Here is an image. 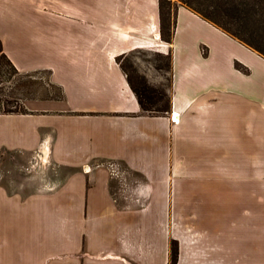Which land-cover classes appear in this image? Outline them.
Returning a JSON list of instances; mask_svg holds the SVG:
<instances>
[{"label":"crops","instance_id":"1","mask_svg":"<svg viewBox=\"0 0 264 264\" xmlns=\"http://www.w3.org/2000/svg\"><path fill=\"white\" fill-rule=\"evenodd\" d=\"M0 40L21 74L47 72L63 94L23 101L28 114H0L1 157L53 161L77 173L63 196L11 194L0 184V228L35 205L48 216L54 203L124 204L133 207L116 209L112 229H87L78 247L65 245L69 264H170L173 240L178 264H264L261 198L240 196L260 190L263 172V56L181 5L173 42H164L160 0H0ZM142 49L172 53L166 115L143 113L117 61ZM125 172L140 177L131 195H109L113 177ZM75 180L78 195H70ZM140 213L156 228H134ZM41 218L43 229L29 235L54 246ZM53 246L43 257L37 246L20 248L18 263L50 264Z\"/></svg>","mask_w":264,"mask_h":264},{"label":"rangeland","instance_id":"2","mask_svg":"<svg viewBox=\"0 0 264 264\" xmlns=\"http://www.w3.org/2000/svg\"><path fill=\"white\" fill-rule=\"evenodd\" d=\"M188 1L196 7L200 6L205 8L207 6H211L212 8L213 5H216L220 8V11L222 10L224 13L230 14L232 20L234 21L237 20V18H242V15L236 10V8L239 7L241 11L245 10L243 6V0H167L164 8L167 24L171 25L172 27L175 21V14L178 6L181 5L189 7L187 5ZM255 17L263 19L260 12H258V15ZM251 24V27L257 30L253 31L254 34H257L258 31L262 33L261 35L264 34V24H261V22H258V24L251 22L248 26ZM241 26L244 29L245 23H243ZM259 40L264 42V37L260 38ZM215 49L217 57L220 58L222 56L221 53L223 50L218 44L215 45ZM204 52L207 51L204 49ZM168 54H163L160 51L150 49L136 50L129 54L127 58L123 59L122 63L133 66V68L139 74L146 76L149 83L154 87L170 92L172 85V74L167 71L166 66L168 64V60L164 58V56H167ZM242 72L249 74V70H244ZM2 81L3 83L0 86L1 107L2 109H7L13 112H28V109L23 104V101L25 100L57 97L59 95V89L50 84L49 74L47 72H34L28 75L14 76L12 78L9 74L4 73ZM37 160V158L33 157L12 158L8 155H4L3 157L0 155V184L6 186L9 193L11 194L17 193L20 189L23 191L22 195L26 196L33 193H38L37 195L40 196L43 195L41 193L43 190H47L49 192L48 195L63 196L62 191L66 179L68 177H75L77 173L72 172V169L61 167L53 161L39 163ZM21 165H28L29 169H26L27 166ZM121 168L122 170L126 171L123 166ZM262 168L263 172L261 181L256 183L257 186L258 184L260 185V190L246 188L245 190H240V192H244L240 194V196L260 197L262 208L261 212L264 219V157L262 160ZM138 180L140 181V177L130 173L125 172L117 174L116 178L113 177L111 187H109V195L119 198L123 197L124 195H131L132 187ZM89 181V179L88 181L86 180L85 184V186L87 185L88 191L92 188V184ZM26 183L28 185H26ZM71 188L73 189L69 190L70 195H78V183L76 180L71 183ZM234 191V195H237L238 191ZM254 191H256L255 195ZM168 192H170V190L166 191L167 194ZM48 207L51 208L48 216H46V214L41 216L42 212L40 211L41 207L39 205L33 206L31 213H26L23 211L19 214L20 216L13 213L8 216L6 220V227L0 228V230L3 231L0 232V242L2 239L5 241V243L1 245L5 247L4 251L7 255V259H4L3 256L0 255V264H19L18 262L21 259L18 258V250L20 248H33L37 246V249L39 248L37 252L39 253L40 257H43V254H40L42 251H47L48 248L50 251L53 245L47 236L45 237L43 235H38L35 238V236L29 235L30 230L34 231L35 228L43 229L41 218L43 216L44 218H48V228L53 230V249L55 252L54 259H52L50 264H69V259L73 258L71 257L72 255L63 257L64 254L66 255L68 253L66 246H71L72 248L78 247V245L81 243V240L84 239L83 235L85 232H87V229H112L110 219L114 218L117 211L116 209L119 207L126 208L133 206L124 204H104L93 206L88 204L63 205L61 203H54ZM179 207L184 212L186 208H189V205ZM194 207H197L198 213L202 214L206 212L205 205H195ZM173 208L174 206H171V209ZM94 210L97 212L96 215ZM150 217L152 218V216ZM136 218L140 221H143V223L139 221L140 224H133L130 219L129 222L133 224L132 226H134V228H147L146 226H148V228H156L153 221L150 220L149 222H146L144 220V214L140 213ZM120 220L122 221L123 225H128V222L125 220V218ZM87 239L88 237L86 240ZM61 247L62 249H60ZM55 248L58 249L55 250ZM58 250H61V252ZM63 250L65 251L63 252Z\"/></svg>","mask_w":264,"mask_h":264},{"label":"trees","instance_id":"3","mask_svg":"<svg viewBox=\"0 0 264 264\" xmlns=\"http://www.w3.org/2000/svg\"><path fill=\"white\" fill-rule=\"evenodd\" d=\"M244 1V9L240 10L239 7L236 8L237 11L242 15V18H237V20H232L230 14L224 13L218 6H207L205 8L200 6H194L191 2H187L188 8L193 12L197 13L204 20L214 24L218 28L222 29L224 32L229 34L232 38L237 41L245 44L250 49H253L255 52L264 57V42L260 41V38H263L264 34L258 31L257 34H254L253 31H257L253 29L251 26H248L251 22L257 23L261 22L264 24V0H243ZM167 0H160V20H161V39L164 42L172 43L173 37L176 29V14L174 24L169 25L166 23V15L164 12V8ZM235 10V11H236ZM258 12L261 13V18L255 17L258 15ZM245 23V28H242V24ZM253 24V25H254ZM235 28H234V26ZM260 25V24H259ZM134 52V51H133ZM130 52L129 54H131ZM129 54H123L117 58L119 65L122 70L125 72L129 85L133 92L135 93L141 109L143 113H146L151 116H161L166 115L171 111L172 108V99L171 94L167 90L159 89L151 85L146 78V76L139 74L133 66L125 65L122 63V60L127 58ZM163 57V56H162ZM168 60V64L166 66L167 71L172 74V53H169L167 56H164ZM237 69L241 71H248V69L241 65L240 63L236 64ZM9 74L10 77L20 76V75H28L21 74L12 61L9 59L7 54L4 51V46L2 41L0 40V86L3 81V74ZM51 84V83H50ZM52 86L59 89V95L57 97H47L50 99H62L63 94L62 90L51 84ZM1 94V89H0ZM27 111H17L13 112L7 109H2L1 107V99H0V114H28ZM171 256H170V264H178L179 261V243L175 240L171 242Z\"/></svg>","mask_w":264,"mask_h":264},{"label":"bare ground","instance_id":"4","mask_svg":"<svg viewBox=\"0 0 264 264\" xmlns=\"http://www.w3.org/2000/svg\"><path fill=\"white\" fill-rule=\"evenodd\" d=\"M173 121H175V122H178V121H179V120L177 119V114H176V117H175V119H174Z\"/></svg>","mask_w":264,"mask_h":264},{"label":"built area","instance_id":"5","mask_svg":"<svg viewBox=\"0 0 264 264\" xmlns=\"http://www.w3.org/2000/svg\"><path fill=\"white\" fill-rule=\"evenodd\" d=\"M175 117H176V114H174L173 120L175 119Z\"/></svg>","mask_w":264,"mask_h":264}]
</instances>
